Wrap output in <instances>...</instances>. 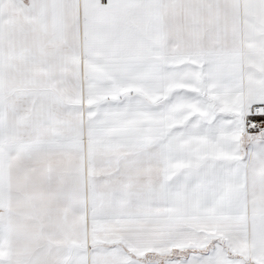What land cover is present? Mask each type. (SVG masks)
Here are the masks:
<instances>
[{"label": "snow or ice", "instance_id": "obj_1", "mask_svg": "<svg viewBox=\"0 0 264 264\" xmlns=\"http://www.w3.org/2000/svg\"><path fill=\"white\" fill-rule=\"evenodd\" d=\"M0 264H264V0H0Z\"/></svg>", "mask_w": 264, "mask_h": 264}]
</instances>
